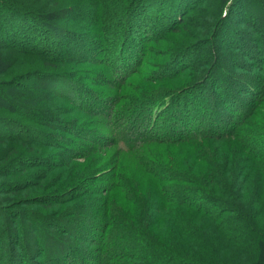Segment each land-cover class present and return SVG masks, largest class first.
Segmentation results:
<instances>
[{
  "label": "trees",
  "instance_id": "trees-1",
  "mask_svg": "<svg viewBox=\"0 0 264 264\" xmlns=\"http://www.w3.org/2000/svg\"><path fill=\"white\" fill-rule=\"evenodd\" d=\"M57 1L55 7L51 0H0V264H264V0H219L232 7L223 11L205 59L191 65L193 51L173 55L151 65L149 78L141 77L149 44L185 23L199 1ZM231 37L239 56L229 63L219 43ZM86 62L100 65L94 76L78 72ZM188 77L193 86L172 87ZM54 98L69 100L82 117H99L105 130L93 141V129L50 108ZM231 138L235 151L246 154L241 170H205L200 177L211 186L168 164H145L139 155L149 145ZM99 139L119 156H139L154 181L150 192H133L115 163L109 195L93 220L83 212L64 220L62 213L22 210L33 179L62 167L52 150L65 151L57 156L66 159L93 150ZM78 185H72L75 198ZM67 190L50 199L72 200ZM117 194L127 207L117 208ZM88 222L93 238L83 230L86 244L79 247L73 232Z\"/></svg>",
  "mask_w": 264,
  "mask_h": 264
},
{
  "label": "rangeland",
  "instance_id": "rangeland-1",
  "mask_svg": "<svg viewBox=\"0 0 264 264\" xmlns=\"http://www.w3.org/2000/svg\"><path fill=\"white\" fill-rule=\"evenodd\" d=\"M198 1L199 7L197 5V7L194 6L189 9V14L185 19V23L178 25L175 30L167 34L165 37L160 38L155 43L149 44L152 51L146 55V59L141 65V77L145 75L149 78L151 65L158 66L159 64H163L165 61L167 62L169 59H171L173 55H177L185 51H187L188 53H190L191 51L194 52H192V54L194 55L191 56L190 54H188L187 57L188 62L191 65H194L196 62H198L200 58L205 59V51L213 48L211 39L214 36L216 28H218V26L220 25L218 22H220L223 11L225 12L228 7L230 8L232 6L231 4H228L224 7L222 4H220L219 0H190V3L194 4V2ZM246 1L247 0H245L244 2L246 3ZM56 2L57 4H59V1L51 0V3L55 4ZM79 2L80 0H65L62 4L70 5L74 3L78 5L80 4ZM55 7L53 6V8ZM241 7H243V5L238 6V11L242 9ZM252 7L254 10H258L259 12L258 4L254 3ZM50 8H52V6H50ZM247 16L250 17L251 15L247 14ZM242 17L245 18L246 16L243 15ZM78 18L79 16L75 17L74 21L78 22ZM234 22L237 23L238 19L235 18ZM247 25H249V23ZM205 30H208V35L204 33ZM233 39L234 37H231L228 40L222 39V42H218L219 49L222 51V59L228 60L229 63H231L230 60L233 59V54H237V56H239L238 53L233 52V50L231 49V47L236 45L232 41ZM227 47H229L230 49H228ZM95 67L98 70L100 69L99 64L97 66L93 64L89 65L86 62L80 69L78 68V72H82L84 74L83 76L85 77L91 75L94 76L93 73L95 72ZM67 75V79H69V81H71L72 83H77V81H79L77 78L80 79L79 76L76 77L69 74ZM138 80L140 81V78L137 76L134 79L135 83ZM172 83L173 88H188L193 86L196 82L194 78L192 79L191 77H188L187 79H183V81L181 82L174 80L172 81ZM38 85L39 83L34 84V86ZM49 103L51 105L50 108H61V110H63L64 119L66 121L79 119L80 121L77 124L89 127L91 130L93 129V141L97 135H101V132L105 130L101 124L102 121L99 120V117H82L83 115L81 111L74 112V109L72 110L70 108L72 107V103L69 100L54 98L53 101H50ZM45 104H48V102H44V105ZM101 139H99L96 143L93 142V150L88 151L81 148L80 152L76 151L75 155H70L66 159L63 156H57L58 154H65V151H58L55 149L54 151L52 150L51 153H53V155H56L52 156V158H54L53 161H56V163L60 164L62 163V167H49L50 169L48 172L44 171L43 178L33 179V181L35 182V188H31L30 190H28L20 199L23 203V206L21 207L22 210L29 212L30 210L32 211V209H39L43 212H48V214L53 215L62 213L61 217H63L64 220L81 218L80 213L83 212L88 219L91 217L93 220V216L101 213V198H105L109 195V193L105 192V190L108 189V186L112 180V174H114L116 171L114 169V166H117L115 165V163H119V170L124 175V180L126 182L132 183L131 190L133 192L137 193L136 190H138L139 193H143L145 190L147 191V193L150 192L149 189L151 188L152 182L154 181L148 176L144 168L140 165L141 159L139 158V156L123 153L119 156L117 153L119 151L112 145L102 146L103 140ZM233 141L234 138H231L229 140L223 139L218 141H204L199 143V145L197 146L188 144H179L172 146L155 144L145 147V149L139 155H141V158L145 160V164H151V162L154 166H156V164L162 165V163L164 165L168 164L169 166H172L173 168H176L177 170L183 172L187 176L189 174L193 175L195 178H198L199 180H202L204 182L203 178L200 176L203 174V172H206L205 170L211 169L213 170V172L218 171L220 173L224 171L234 173L237 170H241L240 167L243 163L242 158L245 157L246 154L243 155L242 151L240 150L237 153L235 151L237 148L233 146ZM64 146L67 147V145ZM35 148L40 149L42 153L47 149L46 147L39 145H36ZM84 153L86 157H83ZM198 155H200V158ZM233 155H235L236 158H233ZM230 157L231 159H229ZM224 159H226V162L230 160V164H225ZM36 174H40V172L36 171ZM126 178H128V180H126ZM80 181L82 182L80 183ZM75 183L79 184L77 194H80L76 198L73 197L75 196V194L71 191L74 189L72 185H74ZM204 185L211 186V181L209 182L208 180L204 182ZM68 188L71 196L73 195L72 200L69 198H64L61 201L59 200L60 203H57L55 200L52 201L50 199V196L54 195L66 196V194L68 193L64 192H68V190H64ZM154 191H156V187ZM39 196H43L44 200L48 198L49 201L48 199L46 201H42L44 203H42L40 207H35L32 206V204H29ZM124 200L125 199L122 197V195H114L113 201L116 204L117 208H119V210L121 207H127L128 204ZM68 211H75L77 215H67L66 212ZM99 217L100 215L98 216V219ZM94 219H96V217ZM260 224L264 225L262 222H260ZM83 230H88L85 235V238L87 237V240H89V238H93V223L88 222L86 224H83L79 227V229L77 228L73 232V234L77 236L76 240H80L79 247L86 244L85 240L82 239L81 236ZM157 231L161 232V230L159 229H157ZM151 232L154 233V231Z\"/></svg>",
  "mask_w": 264,
  "mask_h": 264
}]
</instances>
